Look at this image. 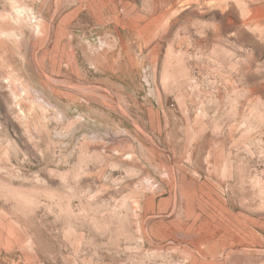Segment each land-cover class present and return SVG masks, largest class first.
Here are the masks:
<instances>
[{
	"label": "rangeland",
	"instance_id": "1",
	"mask_svg": "<svg viewBox=\"0 0 264 264\" xmlns=\"http://www.w3.org/2000/svg\"><path fill=\"white\" fill-rule=\"evenodd\" d=\"M0 264H264V0H0Z\"/></svg>",
	"mask_w": 264,
	"mask_h": 264
},
{
	"label": "bare ground",
	"instance_id": "2",
	"mask_svg": "<svg viewBox=\"0 0 264 264\" xmlns=\"http://www.w3.org/2000/svg\"><path fill=\"white\" fill-rule=\"evenodd\" d=\"M14 7V6H13ZM16 10L19 12V13H21V14H27L28 13V11H30V10H28V8H26L25 6H19V7H17L16 8ZM31 16H32V18H31V20L33 21L34 19H36L37 17H36V15H35V13H32L31 12ZM37 29H38V32H40L41 31V26L40 25H37ZM18 35V34H17ZM7 81H8V79H6ZM99 124V123H98ZM97 125V124H96Z\"/></svg>",
	"mask_w": 264,
	"mask_h": 264
}]
</instances>
